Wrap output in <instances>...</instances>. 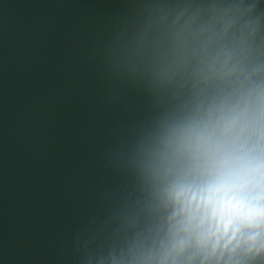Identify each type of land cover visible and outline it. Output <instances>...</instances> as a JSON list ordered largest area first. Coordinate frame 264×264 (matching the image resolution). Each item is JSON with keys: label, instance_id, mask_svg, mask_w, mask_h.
<instances>
[{"label": "water", "instance_id": "95a60500", "mask_svg": "<svg viewBox=\"0 0 264 264\" xmlns=\"http://www.w3.org/2000/svg\"><path fill=\"white\" fill-rule=\"evenodd\" d=\"M225 56L264 87V0H0V264H142L159 135L238 86Z\"/></svg>", "mask_w": 264, "mask_h": 264}, {"label": "clouds", "instance_id": "9594fccd", "mask_svg": "<svg viewBox=\"0 0 264 264\" xmlns=\"http://www.w3.org/2000/svg\"><path fill=\"white\" fill-rule=\"evenodd\" d=\"M213 70L238 86L162 128L152 155L170 178L172 211L142 264H239L264 253V87L231 56Z\"/></svg>", "mask_w": 264, "mask_h": 264}]
</instances>
